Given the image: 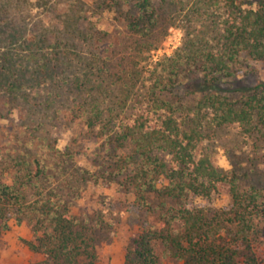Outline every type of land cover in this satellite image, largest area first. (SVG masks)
I'll return each instance as SVG.
<instances>
[{
    "label": "trees",
    "instance_id": "1",
    "mask_svg": "<svg viewBox=\"0 0 264 264\" xmlns=\"http://www.w3.org/2000/svg\"><path fill=\"white\" fill-rule=\"evenodd\" d=\"M98 5L128 8L126 29L137 57L157 49L161 15L154 0ZM169 7L183 15L184 39L167 65L150 72L152 83L140 94L155 112L137 114L129 106L139 73L122 83L99 52L81 56L79 46L98 49L107 33L81 29L79 17L67 18L66 41L47 44L44 34L24 39L20 57L0 51V91L30 105L24 115L30 124L14 137L22 152L0 162V227L8 229L11 219L25 221L32 233L27 246L44 257L41 264H95L94 228L72 206L79 185L100 181L126 189L147 212L159 210L154 225L133 235L125 264H158L155 244L179 264H259L264 188L241 187L237 175L216 168L199 147L228 126L264 145V82L223 89L248 73L252 61H264V0H170ZM186 74L194 79L189 82ZM179 87L182 97L196 98L193 105L181 103L174 92ZM43 91L42 103L33 101ZM67 93L76 95L71 117L87 135L103 138L90 165L75 166L71 144L61 147L42 122ZM167 93L174 99H165ZM37 114L41 122H35ZM223 184L230 205L215 209L208 204ZM27 188L34 190L30 200Z\"/></svg>",
    "mask_w": 264,
    "mask_h": 264
},
{
    "label": "rangeland",
    "instance_id": "2",
    "mask_svg": "<svg viewBox=\"0 0 264 264\" xmlns=\"http://www.w3.org/2000/svg\"><path fill=\"white\" fill-rule=\"evenodd\" d=\"M169 1L154 0L161 15L154 33L159 43L155 45L157 49L137 57L134 41L126 29V18L131 12L125 6L100 7V0H0V51L8 50L20 57L24 39L44 34L47 44L61 39L66 41L68 37L64 33V26L67 18L79 17L78 27L81 29H97L107 33L102 37L98 49L79 46L81 56L89 58V52H99V60L105 63L112 74L119 76L122 83L130 82L128 77L139 73L137 80H133L135 86L129 106L137 114L155 112L156 107L149 102V98L140 94L152 83L150 72L156 67L161 70L167 65L168 59L182 46L184 39L183 15L175 13L169 7ZM61 32L63 34L59 35ZM12 34L19 38L11 40ZM187 78L189 82L191 78L194 79L193 75ZM260 82H264V61H252L248 73L224 83L223 89L229 92L243 90ZM33 92L30 90V96H33ZM174 92L179 97L183 96L182 87ZM38 94L39 98L34 97L33 101L38 99L36 102L40 104L45 92ZM166 95L165 99L172 97L168 93ZM75 96L74 93H67L65 100L58 101L48 111L47 122H42L61 147L71 144L75 153V166L90 165L103 138L95 139L87 135L86 128L77 118L71 117L69 107L76 104V101H71ZM195 102L196 98L192 96L181 99L182 104L193 105ZM29 106L20 97L11 99L8 93L0 91V162L3 164L10 156L19 155L23 150L14 137L30 124L24 117ZM34 118L35 122H41L38 114ZM200 149L209 155L216 168L237 175L241 187L264 188V145L255 144L252 139L242 135L237 126L216 129L201 143ZM79 186L80 196L73 201L72 213L81 220L90 221L94 228L97 254L95 264H125V255L133 235L150 224L154 225L159 218V210L154 208L152 212H147L139 208L134 204L129 191L116 184L108 185L100 181ZM227 188L225 184L220 185L208 205L215 209L229 207L231 200ZM25 192L29 200L33 198V189L27 188ZM8 224L6 230L0 227V264L43 263L44 257L27 246V242L32 240L29 225L25 221L18 224L14 219ZM154 249L158 264H179L165 256L160 245L155 244ZM256 253L259 264H264L263 248H257Z\"/></svg>",
    "mask_w": 264,
    "mask_h": 264
}]
</instances>
